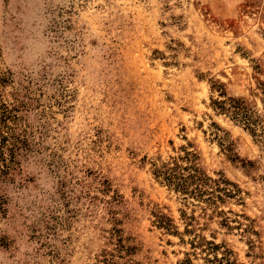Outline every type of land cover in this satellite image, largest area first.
Listing matches in <instances>:
<instances>
[{"label":"rangeland","instance_id":"obj_1","mask_svg":"<svg viewBox=\"0 0 264 264\" xmlns=\"http://www.w3.org/2000/svg\"><path fill=\"white\" fill-rule=\"evenodd\" d=\"M0 264H264V0H0Z\"/></svg>","mask_w":264,"mask_h":264},{"label":"trees","instance_id":"obj_2","mask_svg":"<svg viewBox=\"0 0 264 264\" xmlns=\"http://www.w3.org/2000/svg\"><path fill=\"white\" fill-rule=\"evenodd\" d=\"M229 100L230 107L233 108L232 114L234 119L243 122L251 128V125L255 124V121L251 112L244 106V103L235 97H229ZM225 102L226 101H215L222 111L227 109ZM251 131L255 134L254 128H251ZM187 154V159L191 158L193 163L183 166L178 162L177 158H174L173 161L163 163L160 167H157L155 169L156 176L162 177V180L169 187L184 194L197 196L201 199H203L205 195H208L205 200L212 203H214L212 200H214L215 197L222 199L220 194H215L214 190H209V188H214V185L217 187L216 191L223 192L228 196L232 195V190H228L227 186L221 187V183H225L226 185L232 184L230 181L226 179H212L194 162L196 154L191 152H187ZM158 221L163 227L168 229L173 227L171 219L165 215H160Z\"/></svg>","mask_w":264,"mask_h":264}]
</instances>
